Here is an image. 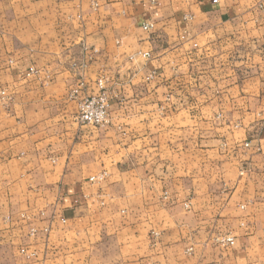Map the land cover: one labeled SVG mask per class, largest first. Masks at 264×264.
Segmentation results:
<instances>
[{
	"label": "crops",
	"instance_id": "crops-1",
	"mask_svg": "<svg viewBox=\"0 0 264 264\" xmlns=\"http://www.w3.org/2000/svg\"><path fill=\"white\" fill-rule=\"evenodd\" d=\"M0 264H264V0H0Z\"/></svg>",
	"mask_w": 264,
	"mask_h": 264
},
{
	"label": "built area",
	"instance_id": "built-area-1",
	"mask_svg": "<svg viewBox=\"0 0 264 264\" xmlns=\"http://www.w3.org/2000/svg\"><path fill=\"white\" fill-rule=\"evenodd\" d=\"M154 28V24L149 23L145 24L143 29L145 31L152 30ZM145 57H149V54H145ZM34 72V70H31V73ZM99 85L103 87V83L100 80ZM84 84H80V87H83ZM103 89V88H102ZM78 91L73 92V97L76 98L78 95ZM78 107H79V113H78V122L82 125H90L94 127H104L109 124V111H108V102H107V97L104 93L97 95V96H92V97H87V98H82L78 102ZM105 174H102L97 177H92L90 178L91 182H101L105 180ZM188 207V206H186ZM34 231H32L33 233ZM220 242L222 245L225 246H234L235 245V239L231 236H226L222 240H217ZM25 253V250L22 251Z\"/></svg>",
	"mask_w": 264,
	"mask_h": 264
},
{
	"label": "rangeland",
	"instance_id": "rangeland-1",
	"mask_svg": "<svg viewBox=\"0 0 264 264\" xmlns=\"http://www.w3.org/2000/svg\"><path fill=\"white\" fill-rule=\"evenodd\" d=\"M166 75V80L164 81V83H168V87H172V88H176L177 87V80H176V74H177V69H176V66H171L168 70H166L165 73H163ZM29 75V74H28ZM30 75H31V70H30ZM99 83V82H98ZM102 83H103V80H102ZM100 86V85H99ZM101 87V86H100ZM103 88V89H102ZM104 93L107 97V102H108V108H109V98H108V94L106 92V89L104 87H101V92L100 94ZM2 94L4 96H6V93L5 92H2ZM98 94V95H100ZM87 97H92V96H86V97H83V98H87ZM109 111V109H108ZM78 119V117H77ZM109 120H110V113H109Z\"/></svg>",
	"mask_w": 264,
	"mask_h": 264
}]
</instances>
